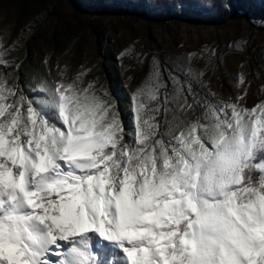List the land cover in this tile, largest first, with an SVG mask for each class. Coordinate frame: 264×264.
Returning <instances> with one entry per match:
<instances>
[{
	"label": "snow or ice",
	"instance_id": "1",
	"mask_svg": "<svg viewBox=\"0 0 264 264\" xmlns=\"http://www.w3.org/2000/svg\"><path fill=\"white\" fill-rule=\"evenodd\" d=\"M36 31L0 29V264H264V99L249 105L245 76L221 95L218 49L130 41L118 61L149 71L129 124L87 64L27 76Z\"/></svg>",
	"mask_w": 264,
	"mask_h": 264
},
{
	"label": "rangeland",
	"instance_id": "2",
	"mask_svg": "<svg viewBox=\"0 0 264 264\" xmlns=\"http://www.w3.org/2000/svg\"><path fill=\"white\" fill-rule=\"evenodd\" d=\"M116 1L119 8H131L134 4L140 12L131 9L133 12L128 15L116 11L94 15L79 11L69 0L56 5L55 10L44 0H2L0 29L14 26V34H20L22 26L35 24L38 28L35 38L17 53L24 62L22 71L34 77L47 72L49 64L53 71L65 65L87 64L117 99L123 119L129 124V93L146 79L149 71L137 57L118 61L121 49L130 41L138 42L146 54L171 59L181 58L190 51L218 49L221 59L215 73L210 71L205 77L211 90L230 96L233 93L230 84L238 74H243L250 86L249 105L264 99V12L259 16H246L242 11H235L231 22L222 27L183 20L158 23L145 15L158 6L156 0ZM69 41L73 45L70 50ZM244 41H247L246 47H243ZM197 63L203 66V59H198Z\"/></svg>",
	"mask_w": 264,
	"mask_h": 264
},
{
	"label": "trees",
	"instance_id": "3",
	"mask_svg": "<svg viewBox=\"0 0 264 264\" xmlns=\"http://www.w3.org/2000/svg\"><path fill=\"white\" fill-rule=\"evenodd\" d=\"M69 1L79 11L93 12L94 15L111 13V11L128 15L133 12L131 9L140 12L134 4H131V8L130 6L119 8L116 0L113 2L91 0L85 3L78 0ZM155 2L158 6L155 5L153 11L145 15L158 23L183 20L198 25L222 27L231 22L235 11H242L246 16H259L260 12H264V0H156ZM96 244L97 241H94V250L100 252L105 260L109 259L112 250L107 246V242L103 248L96 247Z\"/></svg>",
	"mask_w": 264,
	"mask_h": 264
}]
</instances>
